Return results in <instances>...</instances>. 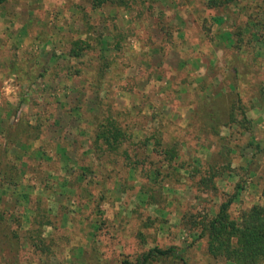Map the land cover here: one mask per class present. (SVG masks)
Returning a JSON list of instances; mask_svg holds the SVG:
<instances>
[{"label":"rangeland","instance_id":"374dc122","mask_svg":"<svg viewBox=\"0 0 264 264\" xmlns=\"http://www.w3.org/2000/svg\"><path fill=\"white\" fill-rule=\"evenodd\" d=\"M20 1L0 32V264H121L172 246L231 264L198 223L233 194L235 219L264 206L247 130L264 148V0H31L43 10L28 20ZM110 113L132 134L114 153L94 145ZM157 130L173 168L141 145ZM211 167L218 190L195 170Z\"/></svg>","mask_w":264,"mask_h":264},{"label":"trees","instance_id":"16d2710c","mask_svg":"<svg viewBox=\"0 0 264 264\" xmlns=\"http://www.w3.org/2000/svg\"><path fill=\"white\" fill-rule=\"evenodd\" d=\"M6 0H0V4H3ZM115 3V0H95L94 7H99L104 3ZM220 5L218 0H210V6ZM83 44L85 41H78L74 44L76 47L71 48L69 51L70 56L80 57L82 51L85 50ZM213 117V113L207 112ZM244 117V123L248 125L251 121L245 118V113H242ZM231 118H235L232 114ZM214 120V119H212ZM97 129L95 131L94 145L96 150H101L104 146L110 153L117 152L121 143L131 140V132L128 126L124 127L117 117L113 114L101 117L98 119ZM215 131L216 126L210 125ZM248 132L251 133L249 145H251L256 153L264 151V148L258 143L251 132V127H247ZM219 133V132H218ZM161 134V135H159ZM151 142H154L155 150H159L164 157V161L168 163L170 167H174V162L179 156L177 146L167 147L161 149L163 146L162 131L157 130L151 137L145 139L141 143L144 147H148ZM229 153V151H228ZM227 153V154H228ZM137 164H143L138 163ZM181 168L183 164L179 165ZM215 167H211L210 171L202 169H195L201 172V185L204 184L207 187L211 186V189L218 190L215 186L216 173H211ZM203 171V172H202ZM197 171H193L195 176ZM213 172V171H212ZM200 185V186H201ZM241 187H238V190ZM262 195L264 197V186L262 189ZM237 195H230L227 199H223L219 211L215 217H202L199 221V238H207L208 253L215 259H225L231 264H264V206L255 205L250 209L242 212L239 218H233L231 214V206L235 201ZM4 221V214L0 213V226ZM121 264H190L186 251L176 246L163 249L155 247L144 252L140 255L136 261L130 259H124Z\"/></svg>","mask_w":264,"mask_h":264},{"label":"crops","instance_id":"0c3cea01","mask_svg":"<svg viewBox=\"0 0 264 264\" xmlns=\"http://www.w3.org/2000/svg\"><path fill=\"white\" fill-rule=\"evenodd\" d=\"M9 0H6L3 4H0V32L3 36H7V30H10L11 32V26L10 25H7L6 27V23L4 24V22H14V18L15 16H13L11 14V12H9L6 8H4V6H7ZM22 5H25L26 4V11L27 13L25 14V16L27 17V20L30 19V17L36 13H39L40 10H43L42 6L40 7H36V8H33L31 7V4H32V1L31 0H21L20 1ZM36 9V10H35ZM33 12H35L34 14H32ZM122 14V13H120ZM33 17V16H32ZM10 23V24H11ZM27 26V23L26 24H22L19 26V28H25ZM6 28H8L6 30ZM1 35V36H2ZM3 73L1 72L0 70V75H2ZM1 80V79H0ZM3 84H5V80L2 81ZM2 111V109H0V112ZM38 140V139H37ZM39 141V140H38Z\"/></svg>","mask_w":264,"mask_h":264}]
</instances>
